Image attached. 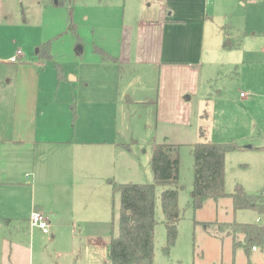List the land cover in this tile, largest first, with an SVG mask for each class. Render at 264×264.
<instances>
[{
    "label": "rangeland",
    "instance_id": "rangeland-1",
    "mask_svg": "<svg viewBox=\"0 0 264 264\" xmlns=\"http://www.w3.org/2000/svg\"><path fill=\"white\" fill-rule=\"evenodd\" d=\"M262 5L264 1L238 6L230 15L211 20L195 71L177 68L165 74L160 66L119 65L95 52L98 47L119 54L123 20L141 13L126 0H75L71 5L63 0L59 7L53 0H0V113L9 118L4 124L11 125L14 111L32 128L40 127L42 118L46 135L106 143L94 147L102 148L93 153L102 161L94 162L96 175L90 173L94 179L85 200L104 205L108 228L103 232L100 219H95L80 234L65 229L53 240L38 230L31 234L24 221L15 222L0 229V256H10L14 264H110L106 244L119 233L121 208L120 194L111 183L153 184L152 155L156 146L165 145L180 162L178 183L170 188L179 191L183 219L177 242L166 254L161 206L166 189L157 187L154 263L264 264V249L249 259L243 248L234 249L232 236L205 225L261 223L258 211L234 213L230 198L208 200L195 211L192 201V149L202 142L236 141L244 147L226 156L228 194L240 186L252 195L264 191ZM47 43L52 58L43 61L38 52ZM19 50L21 60L11 62ZM238 120L248 123L247 134L242 127L231 128ZM218 127L225 129L221 135V130L216 134ZM109 158L112 165L106 163ZM23 173L27 183L31 174ZM13 192L26 217L34 206L33 194ZM54 207L52 190L42 185V212L49 215Z\"/></svg>",
    "mask_w": 264,
    "mask_h": 264
},
{
    "label": "crops",
    "instance_id": "crops-1",
    "mask_svg": "<svg viewBox=\"0 0 264 264\" xmlns=\"http://www.w3.org/2000/svg\"><path fill=\"white\" fill-rule=\"evenodd\" d=\"M262 1L264 0H126L131 9H139L141 13L131 15L127 21L123 20L121 39L118 42L119 54L104 51L115 58V63L119 65L160 66L165 74L169 69L177 68L193 72L201 59L203 36L210 21L223 13L230 15L238 6L245 7ZM53 2L59 7L63 0ZM147 8H153L154 14L153 11L148 12ZM259 9L262 12L261 18L264 19V5ZM259 15L257 11V18ZM12 114L11 125H5L4 120L9 118L0 113V229L4 225L11 226L15 222L24 221L22 225L25 224L31 234L35 233L38 229H32L29 220L33 212H42L44 185L52 190L55 204L49 215L42 212L50 224L49 234L53 240L65 229H72L75 234H80L81 227L85 229L84 225L95 219H100L97 222L103 232L108 231L103 221L104 205L92 206L85 200L92 189L94 178L90 173L94 170V162L102 161L93 154L102 148L94 147L106 143L85 141L78 139L77 135L67 137L69 139L46 135V128L42 130L41 126L42 118L40 127L32 128L29 124L26 125L27 121L22 119L20 113L13 111ZM239 127H242L244 134L249 131L248 123L244 120H238L231 128L235 130ZM221 129L218 127L216 134ZM50 131L57 130L51 128ZM103 147L109 151L113 149L112 146ZM107 162L112 165L113 160L109 158ZM103 169V165H100V174ZM25 170L31 174L27 183L22 181ZM21 189L33 194L34 206L26 217L21 214L25 211L21 208L23 203L19 204L13 192ZM88 237L89 235H85V238ZM109 245L110 241L106 244V256L110 263ZM257 251L258 249L253 250ZM56 253L60 256L58 250ZM9 263L14 264L10 256H0V264Z\"/></svg>",
    "mask_w": 264,
    "mask_h": 264
},
{
    "label": "trees",
    "instance_id": "trees-1",
    "mask_svg": "<svg viewBox=\"0 0 264 264\" xmlns=\"http://www.w3.org/2000/svg\"><path fill=\"white\" fill-rule=\"evenodd\" d=\"M63 4V3H62ZM60 4V5H62ZM72 30L74 26H71ZM51 43L40 47L38 54L43 61L51 56ZM95 52L102 55L106 61L116 62L101 48ZM61 73V68H58ZM244 149L238 142L212 143L202 142L193 146L192 155L195 162L194 189L192 193L195 211L202 209L208 200L216 202L230 198L233 212L252 209L262 216L261 223L217 222L208 223L220 234L232 236L233 246L243 248L247 257L253 248L264 249V191L252 195L241 186L233 194L226 191V156L231 152ZM171 149L165 145L155 147L152 155V171L155 182L153 184H113L115 193L121 197L119 215V233L112 236L109 245L110 264H155V230L158 225L156 219L157 187L166 190L161 196V206L165 217L164 224L167 231L166 254L176 244L182 212L179 207V191L172 189L179 179V159L173 158ZM242 237V239H241Z\"/></svg>",
    "mask_w": 264,
    "mask_h": 264
},
{
    "label": "built area",
    "instance_id": "built-area-1",
    "mask_svg": "<svg viewBox=\"0 0 264 264\" xmlns=\"http://www.w3.org/2000/svg\"><path fill=\"white\" fill-rule=\"evenodd\" d=\"M244 2H251V1H259V0H243ZM67 2L71 5L74 0H67ZM22 56V52L19 50L14 58L11 59L12 62L16 63L19 62L20 58ZM30 226L32 229H38L42 231L45 234L50 233V224L48 223V220L42 212H33L30 220H29ZM257 248L254 247L253 250H256Z\"/></svg>",
    "mask_w": 264,
    "mask_h": 264
}]
</instances>
